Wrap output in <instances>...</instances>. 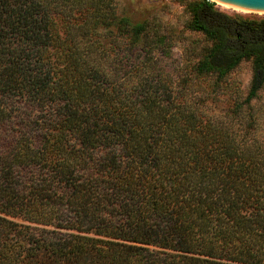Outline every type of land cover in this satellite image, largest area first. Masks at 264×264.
Wrapping results in <instances>:
<instances>
[{
	"label": "trees",
	"instance_id": "1",
	"mask_svg": "<svg viewBox=\"0 0 264 264\" xmlns=\"http://www.w3.org/2000/svg\"><path fill=\"white\" fill-rule=\"evenodd\" d=\"M185 7L194 78L248 61L250 102L264 18ZM144 31L113 0H0V264H264V144L154 73L128 81Z\"/></svg>",
	"mask_w": 264,
	"mask_h": 264
},
{
	"label": "rangeland",
	"instance_id": "2",
	"mask_svg": "<svg viewBox=\"0 0 264 264\" xmlns=\"http://www.w3.org/2000/svg\"><path fill=\"white\" fill-rule=\"evenodd\" d=\"M186 1L113 0L116 15L145 25L144 33L129 56L130 60L134 61L137 57L140 60L135 62L143 60L144 63L132 68L125 77L127 75L128 81L134 84L148 73H154V76L170 84L175 95L190 99L206 116L229 120L238 128L241 138L264 144V86L255 98L246 102L251 79L248 61L242 62L231 72L227 82L217 87L210 77L194 78L191 66L199 58L206 42L188 27L190 14L185 7ZM215 5L229 14L264 18V12L223 7L217 2ZM118 36L115 45L120 48L117 53H107L110 60L125 56L127 51L122 53L123 49L131 45L126 38Z\"/></svg>",
	"mask_w": 264,
	"mask_h": 264
},
{
	"label": "water",
	"instance_id": "3",
	"mask_svg": "<svg viewBox=\"0 0 264 264\" xmlns=\"http://www.w3.org/2000/svg\"><path fill=\"white\" fill-rule=\"evenodd\" d=\"M219 4L254 12H264V0H213Z\"/></svg>",
	"mask_w": 264,
	"mask_h": 264
},
{
	"label": "bare ground",
	"instance_id": "4",
	"mask_svg": "<svg viewBox=\"0 0 264 264\" xmlns=\"http://www.w3.org/2000/svg\"><path fill=\"white\" fill-rule=\"evenodd\" d=\"M219 5H221V6H223V7H228V6H225V5H222V4H219ZM239 10H241V9H239ZM246 11V10H245Z\"/></svg>",
	"mask_w": 264,
	"mask_h": 264
}]
</instances>
